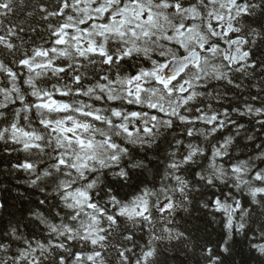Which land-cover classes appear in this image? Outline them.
<instances>
[{"label": "snow or ice", "instance_id": "1", "mask_svg": "<svg viewBox=\"0 0 264 264\" xmlns=\"http://www.w3.org/2000/svg\"><path fill=\"white\" fill-rule=\"evenodd\" d=\"M0 145V264H264V0H0Z\"/></svg>", "mask_w": 264, "mask_h": 264}, {"label": "trees", "instance_id": "2", "mask_svg": "<svg viewBox=\"0 0 264 264\" xmlns=\"http://www.w3.org/2000/svg\"><path fill=\"white\" fill-rule=\"evenodd\" d=\"M16 14L11 17L12 21H18L22 18V13L19 9V6L17 4L16 6ZM26 40H32L39 42V38L35 34H30L29 36L25 37ZM257 58H259V53H257ZM259 72V69L257 70ZM262 77L259 75L257 76L256 80L252 81V84H256ZM253 94H255V88L252 89ZM244 95H247V92L244 93ZM238 98H243L240 96V94H237ZM0 148H2V145H0ZM13 159V157L5 155L2 151H0V185H6L8 187L7 192H0L1 193V200L6 199L9 205V208L4 213L5 220L7 219L8 214L15 213L17 216H19L21 213L24 215H27L26 209L30 206L29 198L31 200L36 199V194H33L26 185L23 183L18 184L17 180H24L26 177L24 173H18L16 175H8L7 172H5V169L9 167L10 161ZM18 193L24 194V199L18 198ZM184 215V214H181ZM193 217L199 216V221H193L195 223L200 224L202 227L206 224L208 221V217L202 213V212H193ZM185 219H190L187 216H185ZM177 220H179V217H177ZM189 226V225H184ZM31 228V225L29 226ZM212 227L209 226V231L212 230ZM213 239L215 238L213 234ZM147 240V236H144V240L141 242H145ZM160 248V255H159V264H194V259L190 255L185 254V250L183 249L182 245H177L175 242H172L171 244L168 241L160 242L159 244ZM114 256V253H113ZM242 257L240 254V249L237 247L236 255L234 256V260L239 262L241 261ZM248 264H253L251 260L248 261Z\"/></svg>", "mask_w": 264, "mask_h": 264}, {"label": "water", "instance_id": "3", "mask_svg": "<svg viewBox=\"0 0 264 264\" xmlns=\"http://www.w3.org/2000/svg\"><path fill=\"white\" fill-rule=\"evenodd\" d=\"M1 200V199H0Z\"/></svg>", "mask_w": 264, "mask_h": 264}]
</instances>
